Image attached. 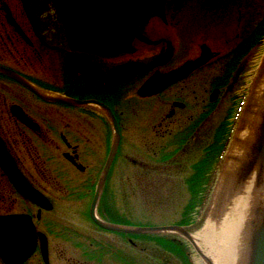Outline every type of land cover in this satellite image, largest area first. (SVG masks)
I'll use <instances>...</instances> for the list:
<instances>
[{"label":"flooded vegetation","instance_id":"af4514ba","mask_svg":"<svg viewBox=\"0 0 264 264\" xmlns=\"http://www.w3.org/2000/svg\"><path fill=\"white\" fill-rule=\"evenodd\" d=\"M16 1L12 0L11 5L10 0H0V68L11 71L22 80L20 82L0 70V141L28 184L45 197L49 209L25 199L0 169L4 177L3 182L0 180V203L8 202L0 207V212L13 214L10 211L15 202L12 197L17 196L28 204L31 211L21 214L30 215L40 231L36 224L39 217L60 209L61 213H66V236L87 233L82 239L88 238V248L82 239L67 240L70 245L82 249L79 255L86 257L85 263L103 264L104 245L98 235L95 236V230L86 224L122 236L123 242L132 250L135 242L130 233L104 230L90 217L114 136L112 119L101 105L108 108L115 120L120 143L102 182L94 214L106 223L133 227L121 223L116 211H111L108 203H104V198L112 194L111 183L118 181L117 172L122 162L141 165L134 158L128 160L129 145L125 136H144L143 145L148 149L144 156L150 161L144 162L143 166L179 167L180 155H186L188 163L185 165L206 167L215 151V122L223 118L225 112L229 113V101L250 66L252 50L245 48L241 41L239 46L242 47H238L235 53H230L231 50L215 52L205 42L186 51L180 40L174 45L165 36L154 37L155 26L150 25L148 17L138 24V28L149 42L134 39L129 53L102 57L71 52L42 42L22 1L25 14L18 13ZM179 4L175 3L176 10ZM154 17L163 24L168 21L165 11ZM134 43H141L146 48L140 50L133 46ZM195 61H198L195 66L160 91L153 94L149 93L152 89L141 91L155 74H166ZM263 68L261 64L259 80L253 85L256 91ZM131 70L137 71L114 82L118 76ZM139 91L150 95L140 96ZM11 101L15 103L9 104ZM222 125L225 124L222 122L217 127ZM200 152L199 160L192 163ZM72 168L80 172L79 182L71 176ZM145 176L150 178L151 174L142 175ZM56 200L62 201L61 207L57 206ZM44 234L48 241V234ZM36 253L37 263L44 264L39 248L30 258Z\"/></svg>","mask_w":264,"mask_h":264},{"label":"rangeland","instance_id":"374dc122","mask_svg":"<svg viewBox=\"0 0 264 264\" xmlns=\"http://www.w3.org/2000/svg\"><path fill=\"white\" fill-rule=\"evenodd\" d=\"M11 2L12 0H10ZM179 5V9L176 10L174 1L164 0V10L168 15V21L165 24L159 21L158 26L152 31L154 37L165 36L174 45L176 41L180 40L186 51L189 47L190 50H193L195 45L205 42L212 50L221 51V53H226L228 50H231L230 53H235L238 47H242L239 44L243 41L244 47L252 50V52L250 51V66L247 67L246 74L242 77L243 81L240 87L237 88L236 93L229 101L227 107L229 113L225 112V116L215 122V141L217 140L218 143L211 162L198 171L199 176L203 175L200 181H196V179L191 181V178L196 174L195 169L199 167L185 165L188 163L186 155H180L179 167L172 165L158 168L154 164L148 167H146L147 165L143 166L144 162L150 161L144 156L145 153H148V149L143 145L144 136H125L126 143L129 145L128 160L131 161L134 158L136 163L140 162L141 165L122 162V167L119 166L117 172L118 181L111 183L113 184L112 194H108V198H104V203H108L111 211H116L121 223L125 222L133 227L180 226L193 237V234L198 231L207 229L205 228L207 222L210 221L213 226L219 224L228 213V207H233L232 203H237L239 196L244 195L253 176L256 180L253 167L255 164H253L252 169L240 178V180L244 178L242 189L240 191L232 190L231 199L227 201L228 206L223 208L222 203L226 190L225 188L222 190L220 181L222 174L225 173L226 164L231 162L227 157L229 153L235 154L233 146L240 137V127L242 126L240 122L246 113L250 115L252 104L255 103L258 95V90L253 89V85L259 80L257 77L260 65L264 64V31L256 41L250 42L248 38L254 35L257 23L262 18L264 19V0H182ZM16 6L19 14H25L21 0L16 1ZM155 19L157 18L149 19L150 25ZM133 46L140 50L146 48L141 43H134ZM135 56L137 55L133 57ZM10 103H15V101ZM246 105L250 108H246ZM15 108L18 107L15 106ZM245 108L248 111H244ZM223 119L222 122L225 125L217 127L222 123L220 120ZM165 140L161 141L162 144ZM197 140L198 138L195 139V141ZM61 150L64 149L61 148ZM149 154H151L150 151ZM200 155L201 152L192 163L199 160ZM116 170L117 168H115ZM70 174L78 182L81 180L80 172L73 168ZM146 174H151V177H142ZM129 176L134 177L133 179L127 178ZM136 176H140V178ZM1 179L3 182L4 177L0 171ZM7 184L9 185V183ZM263 187L262 184L261 193L264 192ZM12 198L15 202L10 211L13 213L31 212L28 204L19 197L13 195ZM61 203L56 200L58 207L62 206ZM4 205H8V202L0 203V207ZM106 215L108 218L110 217L109 214ZM72 220L75 222L74 218ZM78 221L80 222L79 218ZM65 223L66 213H61L60 209L59 212L52 211L42 214L36 223L40 231L48 234L49 262L50 264L85 263L86 257L79 255L82 249L75 248L67 240L82 239L87 237V233L85 235L82 233L80 236L70 234L71 238H69L66 236ZM86 226L95 230L97 233L95 236L98 235V239L104 245L102 248L103 257H105L103 264H197L199 260L202 264H210V259L205 257L202 260L195 247L186 238L175 232L130 233L131 239L135 242V249L132 250L130 245L123 242L122 236L98 230L89 223ZM82 241H85L84 245L88 248V238L82 239ZM68 258L70 260H67ZM37 259L38 253L25 264H39ZM0 264L4 263L0 260Z\"/></svg>","mask_w":264,"mask_h":264},{"label":"water","instance_id":"95a60500","mask_svg":"<svg viewBox=\"0 0 264 264\" xmlns=\"http://www.w3.org/2000/svg\"><path fill=\"white\" fill-rule=\"evenodd\" d=\"M180 1L175 0L174 2L179 4ZM22 4L36 35L47 46L102 56L123 52L125 47L130 49L129 41L133 35H130L128 30H130L129 25L132 26L129 22L132 17L138 16L151 8L162 6L164 8V0H22ZM132 30L135 31V28ZM108 34L117 35L111 39ZM137 36L144 42H149L147 38L140 36L138 33ZM189 69L188 67L187 70ZM0 70L22 82L11 71L3 68H0ZM134 71L137 70H131L118 76L114 82ZM172 76L173 74L167 77L171 81L167 80L169 83L166 81L168 84L164 87L177 79V77ZM158 91L153 89L149 93L153 94ZM62 101L66 102V100ZM101 106L108 111L112 119L114 136L103 167L102 178L92 202L91 219L104 230L113 232L132 234L175 232L182 235L195 247L192 236L180 226L125 227L106 223L94 214L102 182L108 173L111 161L120 143V134L115 120L108 108L104 105ZM262 125H264V120ZM0 146V169L6 174L8 180L24 198L49 209L45 197L27 183L1 141ZM257 151V156L262 157L263 160L252 161L251 166L260 163V167L264 168V127ZM250 169L245 173H248ZM15 184L18 186L25 184L26 186L24 185L25 188H17ZM250 243L251 251L248 264H264V216L255 229ZM38 244L39 248L40 244L42 247L41 255L44 263L49 264L46 236L36 230L31 216L27 214L0 215V259L4 264H22L35 251Z\"/></svg>","mask_w":264,"mask_h":264},{"label":"bare ground","instance_id":"6f19581e","mask_svg":"<svg viewBox=\"0 0 264 264\" xmlns=\"http://www.w3.org/2000/svg\"><path fill=\"white\" fill-rule=\"evenodd\" d=\"M164 11L165 10L163 6L160 8H151L145 11L144 13L138 16H134L130 19L129 22L133 26L132 27L131 25H129L130 30H128L129 34L133 35L132 39L129 41L130 49L134 39L143 42V40L137 36V33L140 34V36H144L139 31L138 24H141L148 17L149 19L155 18L154 16L164 13ZM158 23L159 21L155 19L151 24L152 26L154 25L155 27H157ZM134 28L135 31L132 30ZM135 32L137 33L135 34ZM117 34L114 35L108 34V35L112 39ZM109 37L107 38L109 39ZM130 49L128 47H125V49H123V52H117V54L115 55H108V56H102L98 54H94V55L102 56V57L118 56L121 54L131 52ZM65 50L71 52H79V51L68 50L66 48ZM79 53H86V52H79ZM88 54H93V53L88 52ZM197 62L198 61H195V63ZM165 63L166 62L162 64ZM195 63L187 62L186 64H184L182 68H179L177 70H173L166 74H155L153 78H151L147 83H145L142 89L143 90L157 89L158 91L171 81L169 80L170 78L167 77H170L172 74H173L172 77L174 76L177 77L181 73L185 72L188 67L191 69ZM154 65H158V64H154ZM263 65L264 64H262V68ZM167 80H169V82ZM141 91H139L140 96L144 97L150 95V94L147 95L142 94ZM254 102L255 103L252 104V111L250 115L246 113L242 117V120L240 122V124H242V126L240 127L241 128L240 137L233 146V148L235 149V154L232 153L228 154L227 159L231 160V162L228 161L230 163L226 164L224 168L225 173H223L221 177L220 186H222V190L224 188L226 190V195L224 196L222 203L223 208L225 206H228L227 201L231 199V195H230L232 194L231 191L232 190L240 191L244 186V182L242 181L244 178L242 180H240V178H242V175H244L245 172H247L252 167L251 162L252 161L256 162L262 159V157L257 156L258 154L257 149L260 146L261 135L263 134V127H264V125H262L264 120L263 119L264 68L262 71L261 80L259 82L258 95ZM246 108H248L247 105ZM246 108L244 111H247L250 108V106L247 110ZM240 162L241 164H239ZM260 165H261L260 163H256L253 166L254 172L256 174V180L255 177L253 176L252 181L248 183L244 195L239 196V200L237 203L235 204L232 203L233 207H228L229 211L226 214V216L221 220V222H219V224H217L216 226H213L209 221L205 225V228L207 229L198 231L196 234H193L192 238L194 240L195 249L200 255L202 260H204V258L206 257L207 259H210V264H248L249 263V258H250L249 255L251 251V243H250L251 238L255 229L257 228L261 219H263L264 216V192L261 193L262 184L264 186V180L262 181V179H264V168H261ZM15 185L17 188H23V187L25 188L26 186L25 184H24L25 186L24 185L18 186L17 184ZM47 249H48V242H47ZM41 250L42 247L40 244V248H39L40 254H41ZM200 262H201L200 260L197 261V264H199Z\"/></svg>","mask_w":264,"mask_h":264},{"label":"trees","instance_id":"16d2710c","mask_svg":"<svg viewBox=\"0 0 264 264\" xmlns=\"http://www.w3.org/2000/svg\"><path fill=\"white\" fill-rule=\"evenodd\" d=\"M263 31H264V19L262 18L261 20H260V22L259 23H257V26H256V28L254 29V35H252L248 40L250 41V42H252V41H256L258 38H260V36H262V33H263ZM257 34V35H256ZM252 44V43H251ZM216 146H217V140L215 141V144H214V150H216ZM197 165V164H196ZM196 165H194L193 167L195 168V167H198V166H196ZM202 168V166L201 167H199V168H197V169H195L196 170V174H195V176L193 177V178H191L192 180L191 181H194L195 179H196V181H200L201 179H202V176H199L198 174V171L200 170ZM197 175V176H196ZM198 178V179H197ZM190 180V179H189ZM156 240H157V238H156ZM158 241V240H157ZM171 242V241H170Z\"/></svg>","mask_w":264,"mask_h":264}]
</instances>
